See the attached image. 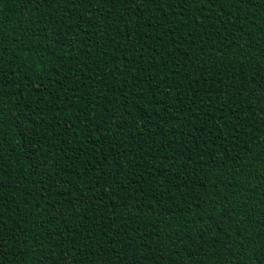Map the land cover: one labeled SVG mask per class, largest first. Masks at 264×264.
<instances>
[{
  "label": "trees",
  "instance_id": "1",
  "mask_svg": "<svg viewBox=\"0 0 264 264\" xmlns=\"http://www.w3.org/2000/svg\"><path fill=\"white\" fill-rule=\"evenodd\" d=\"M0 264H264V0H0Z\"/></svg>",
  "mask_w": 264,
  "mask_h": 264
}]
</instances>
